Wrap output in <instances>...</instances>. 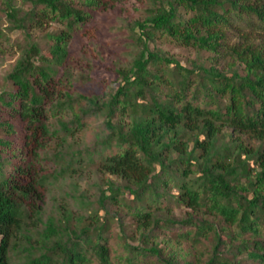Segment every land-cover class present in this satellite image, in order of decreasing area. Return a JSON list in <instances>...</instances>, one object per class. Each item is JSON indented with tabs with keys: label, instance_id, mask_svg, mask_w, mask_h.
<instances>
[{
	"label": "trees",
	"instance_id": "obj_1",
	"mask_svg": "<svg viewBox=\"0 0 264 264\" xmlns=\"http://www.w3.org/2000/svg\"><path fill=\"white\" fill-rule=\"evenodd\" d=\"M109 1L0 0L27 35L60 28L46 55L27 42L0 93V264H264V0H154L119 87L88 96L60 69ZM153 38L244 68L187 67ZM9 43L0 30V53ZM100 117L97 143L74 150ZM93 165L121 182L99 209L84 194L50 204L56 184ZM126 217L131 230L114 231Z\"/></svg>",
	"mask_w": 264,
	"mask_h": 264
},
{
	"label": "rangeland",
	"instance_id": "obj_2",
	"mask_svg": "<svg viewBox=\"0 0 264 264\" xmlns=\"http://www.w3.org/2000/svg\"><path fill=\"white\" fill-rule=\"evenodd\" d=\"M154 0H111L105 6L94 13L93 21L86 26L84 31L77 34L71 41L69 47V57L64 67L60 69V76L66 82H70L75 87L76 92L88 96H104L105 93L116 90L121 82L119 70L130 68L136 58L139 57L143 48L141 37L143 28L141 24L147 22L153 8ZM19 5L27 11L30 6ZM59 26L50 23L46 24L42 30L30 31L15 29L10 23L6 14L0 7V30L10 39L12 48L6 53H0V93L9 88L8 75L14 69L17 60L21 58L22 50L31 41L38 44L42 54L49 52V44L46 38L47 33L59 31ZM251 34L250 30L246 31ZM228 45L238 44L241 38L238 35L229 33ZM259 44L258 40H254ZM250 42L245 41L244 44ZM152 51H158L165 57L172 58L187 67L216 66L225 71L243 69L244 65L228 54L219 55L208 51H198L195 48H186L175 45L164 39L153 38L149 41ZM0 118L6 119V114L0 111ZM104 117H100L94 122L85 134L79 135L75 141L74 150L93 148L101 136L104 129ZM109 180H113L121 185L116 179L105 176L98 172L95 165L76 173L73 178H67L55 185L52 195L49 198L50 204L60 198L61 202L72 201L73 196L85 195L88 202H93L95 208H100L98 201L102 191L108 188ZM113 210V209H112ZM185 209H175L177 218L185 215ZM102 214H105L101 210ZM129 217L125 221L116 223L113 230H126L130 228Z\"/></svg>",
	"mask_w": 264,
	"mask_h": 264
}]
</instances>
